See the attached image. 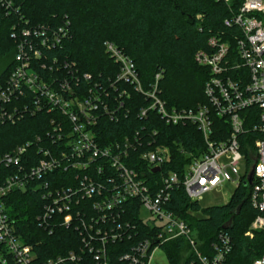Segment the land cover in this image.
Wrapping results in <instances>:
<instances>
[{
    "label": "built area",
    "instance_id": "obj_1",
    "mask_svg": "<svg viewBox=\"0 0 264 264\" xmlns=\"http://www.w3.org/2000/svg\"><path fill=\"white\" fill-rule=\"evenodd\" d=\"M0 5L6 14L19 12L16 0H0ZM224 23L240 28L241 34L211 35L208 49L195 54V60L210 70L204 90L208 102L182 108H169L161 97V72L145 88L134 61L113 42L105 43L106 50L119 71L105 86L74 63H58L57 57L47 61L46 52L70 37L69 21L58 28L28 20L13 26V65L0 80V124H15L42 111L50 118L44 134L0 155L1 264H115L114 257L121 264H154L163 244L178 237L185 238L200 264H226L234 247L232 236L221 231L210 252L204 253L196 233L171 208L180 180L174 171L162 172L170 150L156 142V129L150 133L136 128L106 144L98 139L104 119L120 122L129 114L130 93L118 83L147 99L137 112L141 120L155 113L166 124L191 123L201 132L205 149L187 166L183 180L190 200L199 202L205 192L227 181L237 186L244 179L258 211L245 235L264 231V0H242ZM215 116L226 120L228 135L216 137L222 130H216ZM137 161L161 174L159 187ZM33 181L42 188L39 226L50 233L71 228L79 235V244L66 253L41 258L7 212V196ZM143 208L150 218L142 217ZM138 220L146 226L139 236ZM252 264H264V252Z\"/></svg>",
    "mask_w": 264,
    "mask_h": 264
},
{
    "label": "trees",
    "instance_id": "obj_2",
    "mask_svg": "<svg viewBox=\"0 0 264 264\" xmlns=\"http://www.w3.org/2000/svg\"><path fill=\"white\" fill-rule=\"evenodd\" d=\"M16 1L20 8L15 14H6L0 5V56H12L0 80L9 75L13 65L15 41L11 33L14 25H22L28 20L29 24L58 28L69 21L67 26L71 35L61 46L46 52L49 63L53 57L58 58V63L65 60L74 63L81 72L91 73L92 79L108 86L115 81L119 71V64L106 50L105 43L113 42L134 61L145 88L151 86L156 73L161 72L160 95L169 108L196 107L208 102L204 90L210 70L195 60V54L198 50L208 49L211 35L224 34L225 38L229 34H241L240 28L226 26L224 20L238 9L242 0L229 4L220 0ZM118 85L130 93L126 102L129 114L120 122L104 119L102 127L97 129L98 139L106 144L136 128L145 127L150 133L156 129V142L170 150V159L162 166V172L174 171L180 180L172 192L170 206L196 233L199 248L209 253L218 234L227 231L234 247L226 264H252L264 252V231H256L253 237L245 235L258 213L251 203V186L243 179L223 204L202 207L198 201L190 200L183 180L187 166L205 149L201 132L191 123L166 124L155 113H151L146 121L141 120L137 112L140 106L147 104V99L129 85ZM49 118L50 114L42 111L27 114L15 124H0V155L37 134H44ZM214 126L216 130H222L217 133V138L228 135L229 127L224 118L215 116ZM137 162V167L141 165L148 169L146 164ZM147 172L154 187H159L161 174L150 169ZM37 186L38 182L33 181L26 189L12 191L6 198L7 212L23 239L38 250L41 258L66 253L79 244V235L71 228L58 227L50 233L39 226L37 216L44 203L42 188ZM138 225L139 236L144 234L146 226L140 220ZM163 249L171 264H200L183 237L164 243ZM114 263L121 264L117 257H114Z\"/></svg>",
    "mask_w": 264,
    "mask_h": 264
},
{
    "label": "rangeland",
    "instance_id": "obj_3",
    "mask_svg": "<svg viewBox=\"0 0 264 264\" xmlns=\"http://www.w3.org/2000/svg\"><path fill=\"white\" fill-rule=\"evenodd\" d=\"M11 60H12V56L9 58L0 56V75L4 70V68L6 67V65ZM240 167H241V173L244 174L247 168L245 159L240 161ZM235 188L236 185L234 183H232L231 181H227L223 183L222 186H219L218 188L205 192L202 198L200 199L199 203L201 204L202 207L223 204L228 201L230 196L233 194ZM141 214L143 218L151 217L150 213L144 208L142 209ZM163 250L161 248L154 255V264H171L168 255L165 252H163Z\"/></svg>",
    "mask_w": 264,
    "mask_h": 264
},
{
    "label": "water",
    "instance_id": "obj_4",
    "mask_svg": "<svg viewBox=\"0 0 264 264\" xmlns=\"http://www.w3.org/2000/svg\"><path fill=\"white\" fill-rule=\"evenodd\" d=\"M158 170H159L158 167L154 168V171H158ZM251 180H252V174L250 175V178H249V181H250V182H251Z\"/></svg>",
    "mask_w": 264,
    "mask_h": 264
}]
</instances>
